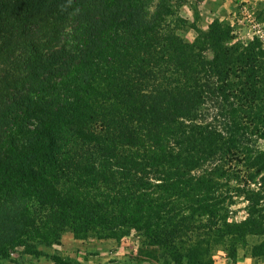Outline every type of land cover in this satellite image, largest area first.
Segmentation results:
<instances>
[{
  "label": "trees",
  "instance_id": "obj_1",
  "mask_svg": "<svg viewBox=\"0 0 264 264\" xmlns=\"http://www.w3.org/2000/svg\"><path fill=\"white\" fill-rule=\"evenodd\" d=\"M181 2L0 0V259L82 264L38 250L70 231L134 232L145 264L251 235L264 261V50L216 19L184 39Z\"/></svg>",
  "mask_w": 264,
  "mask_h": 264
},
{
  "label": "rangeland",
  "instance_id": "obj_2",
  "mask_svg": "<svg viewBox=\"0 0 264 264\" xmlns=\"http://www.w3.org/2000/svg\"><path fill=\"white\" fill-rule=\"evenodd\" d=\"M175 1L180 2L181 0ZM225 4L233 8L227 10L228 6L224 7ZM177 14L187 22L185 29L179 30L178 33L188 41L196 37L191 24H194L197 29L206 30L208 24L216 19L226 21L234 27L237 38L234 42L246 45L253 39H257L261 44V49L264 50V0H182ZM257 145L264 152V141H259ZM244 205L246 204L241 200L232 205V215L229 221L239 222L246 217ZM260 241L261 237L250 235L241 244H237L235 262L228 257L230 246L228 242L210 246L209 255L214 264H264V261L253 257V248ZM34 242L38 241H32ZM143 246V242L134 232L121 239L120 242L117 240L98 241L95 238H89L86 242L80 243L73 239L70 231H66L62 234L59 243H54L51 247L39 245L38 250L59 255L64 260L76 259L82 264H110L111 262L112 264H136L138 260L145 264V262L155 261L151 257L154 254L153 248L145 249ZM141 248L144 252H140ZM10 259L11 262L0 259V264H15L12 261L16 259L17 264H53L44 255L34 258L16 253Z\"/></svg>",
  "mask_w": 264,
  "mask_h": 264
},
{
  "label": "crops",
  "instance_id": "obj_3",
  "mask_svg": "<svg viewBox=\"0 0 264 264\" xmlns=\"http://www.w3.org/2000/svg\"><path fill=\"white\" fill-rule=\"evenodd\" d=\"M205 4V3H204ZM228 6V7H227ZM224 7H227V10H230L231 8H233L231 5H227L225 4Z\"/></svg>",
  "mask_w": 264,
  "mask_h": 264
}]
</instances>
